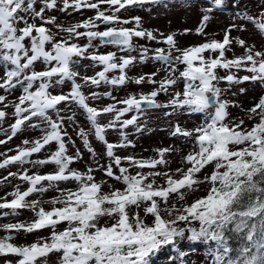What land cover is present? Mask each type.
I'll return each instance as SVG.
<instances>
[{
  "label": "snow or ice",
  "instance_id": "snow-or-ice-1",
  "mask_svg": "<svg viewBox=\"0 0 264 264\" xmlns=\"http://www.w3.org/2000/svg\"><path fill=\"white\" fill-rule=\"evenodd\" d=\"M192 4L0 0V126L14 118L0 144L21 138L14 155L0 153V169L26 186L0 196V264H153L165 249L171 264H198L184 243L205 246L203 264H264V11H237L219 40L206 29L228 0H208L198 26L179 34L130 15ZM69 8L94 15L65 26L53 13ZM193 31L202 42L182 47L178 35ZM149 61L155 71L128 75ZM145 84L147 93L129 91ZM250 90L259 94L245 108L239 97ZM150 113L180 146L135 151L130 136L140 138ZM193 117L199 123L184 126ZM22 210L31 215L19 220Z\"/></svg>",
  "mask_w": 264,
  "mask_h": 264
},
{
  "label": "rangeland",
  "instance_id": "rangeland-1",
  "mask_svg": "<svg viewBox=\"0 0 264 264\" xmlns=\"http://www.w3.org/2000/svg\"><path fill=\"white\" fill-rule=\"evenodd\" d=\"M70 3H72V0H69ZM262 3V0H242V4H241V8L237 9V8H233L232 7V0H228V6L223 8L222 10L218 11L217 13H215L214 19L209 23V26L207 27L206 31L209 33H219V35H217L215 38L216 39H222L223 36V30L229 25L230 23V19L234 16V14L237 11L240 10H247L250 11L251 14H256L258 13V11H264V8H261L260 5ZM208 7L210 6L208 4V0H193V4L191 7H187V8H178V9H173L171 11H168L167 13H165V11L163 9L158 10V11H153L151 13V16L146 13V12H133L130 15H139L142 17V23L143 26L147 29H158L159 32L162 33H170V32H176V33H180L182 32L184 29H192L194 30L201 19V11L200 8L201 7ZM104 6L102 5V8ZM81 13H83V15H81ZM54 15H56L61 21L64 22L65 26H67L70 23H76L78 21H81L83 19H87L88 17L94 15V13L92 11H89L88 9H81L80 12H76L73 11L72 8H69L67 10V12L65 13H60V12H54ZM250 30V32L252 31V25H248L247 26ZM233 36L237 35L236 32L232 33ZM245 39H249L248 34L244 35ZM254 41L258 44L259 43V37L255 36L253 37ZM178 40L179 43L182 47H187V46H191L194 44H198L201 41V39L199 37H197L193 32H190L187 35H178ZM249 42H252L251 40ZM139 43L144 44L145 41H140ZM149 47H157V45H155L154 43L148 45ZM108 49H101L102 52L107 51ZM239 49H237V54H239ZM133 55H136L135 53H133ZM230 55V54H229ZM159 65H153V63L151 61L147 62L146 64H144L143 66H138L136 68H134L131 72L128 73V75L130 76H137L140 74H150L153 71L156 70V67H158ZM89 75H92L93 73L90 71L88 73ZM109 75H112L111 73ZM164 76V72L161 71L159 76L157 77V79L161 78ZM152 86L150 85H141V86H136V85H129V91H136L139 88H142V90L147 93L150 88ZM67 90V89H66ZM106 89L102 86L100 89H98V91H105ZM86 94H88L89 90L85 89L84 90ZM0 92H2V90H0ZM126 93L122 90L120 92H113V95H116L117 97H122L124 96ZM258 91H253L250 90L247 95L244 96H240L239 100L242 102L243 106L245 108H248L251 106L252 104V100L254 97H256L258 95ZM18 95V94H17ZM14 98V97H12ZM228 99H232L235 100L237 98L235 97H231L228 96ZM160 100H165V97L163 96V94H161V96L159 97ZM110 101H102L101 103H109ZM91 103V102H90ZM95 106V105H93ZM7 111L9 113H11L13 111V109L9 108L7 109ZM233 115H235L237 113L236 109H232ZM78 120L81 124H86V122L84 121L83 116L78 112ZM129 114V117L130 118ZM157 115L158 114H153L150 113L148 114L146 117V119H148L149 124H148V128L145 130V132L140 136L139 139H137L135 136H130V139H132L133 141L136 142L137 147L135 149V151L137 153H141L143 154L144 157H148L149 155H152L153 153L150 151L153 148H164V147H168L170 145L173 146H180V141L175 140L174 138H170L168 135V132L162 129H166L168 127V125L163 121V119H157ZM142 118V119H144ZM14 120V118H12L11 116L7 117V129L10 126L11 121ZM185 120H189V118H185ZM142 122V121H141ZM199 123V118L198 117H193L189 120V122L184 125L187 127H191L192 123ZM182 125L184 124V121H181ZM128 131H132V129L130 128ZM69 133L73 135V139L76 140L77 142V146L82 148V145L80 144L79 139L75 136L74 133H72V130L69 129ZM29 137H36L39 136L40 134L37 133H28L27 134ZM108 139L110 142H114L117 137L115 136V134L113 133H109L108 135ZM21 145V138L19 137V134L17 137H15L11 143H9V148L13 149V151H7V153H13L14 150ZM93 146L97 149V151L101 150V145H99L98 143L94 142ZM69 148L71 150V146L69 145ZM143 149H148L149 151H143ZM82 151H84L82 149ZM37 156H41V158H43L42 154H34L33 159L37 158ZM171 159H173L174 163L172 164V167L175 168L177 166V164L175 163V161L179 160V156H175L173 155L172 157H170ZM85 159H88V154L85 151ZM75 167H77L78 169H83L84 165L77 163L76 165H74ZM25 168H29L31 169V165H25ZM51 167L50 166H45L43 169H41V172H47L50 171ZM10 171L11 172H18L21 171L20 169H18L15 166H10ZM3 173H0V196H4L6 195V193L14 191L15 185L16 184H21V190H24V188L26 187L23 182L19 181L17 178L14 177H10L8 176V170H7V176L5 175H1ZM7 177V179H5ZM52 193H49L46 195V199H51L52 197ZM197 195H204L203 191H200L197 193ZM8 199L10 200L11 197L9 196ZM44 207L47 209L49 206L48 205H44ZM3 211V210H0ZM23 214L18 218L19 220H24L27 219L31 214L27 212V210H22ZM3 235H5L4 232L0 231V237H2ZM29 240H31V237H28ZM13 243H20L21 240L19 238H17L15 241H12ZM181 248L183 249H187L191 252V258L194 261H197L198 264H203V252L205 250V246L202 244H194V245H189L187 243H184L181 245ZM175 255V253H173L171 250L169 249H165L162 250L160 253H158L156 255V257L153 260V264H171V260L172 257Z\"/></svg>",
  "mask_w": 264,
  "mask_h": 264
},
{
  "label": "flooded vegetation",
  "instance_id": "flooded-vegetation-1",
  "mask_svg": "<svg viewBox=\"0 0 264 264\" xmlns=\"http://www.w3.org/2000/svg\"><path fill=\"white\" fill-rule=\"evenodd\" d=\"M0 128L2 129H7V119H6V122L0 126ZM0 139H7V137L4 135L3 131L0 130ZM9 143H11V140L7 141L6 144H0V153H7V151L9 150ZM7 155H11V153H7ZM3 156H0V162H2L3 160ZM0 173H3L1 175H6L7 176V170L5 169H0Z\"/></svg>",
  "mask_w": 264,
  "mask_h": 264
}]
</instances>
